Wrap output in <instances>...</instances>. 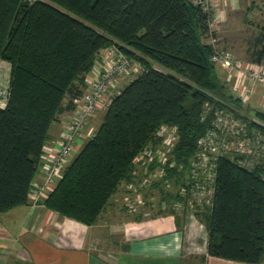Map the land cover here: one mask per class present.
Segmentation results:
<instances>
[{"label":"trees","instance_id":"1","mask_svg":"<svg viewBox=\"0 0 264 264\" xmlns=\"http://www.w3.org/2000/svg\"><path fill=\"white\" fill-rule=\"evenodd\" d=\"M208 17L192 0H0V62L11 63L9 94L0 106V213L30 201L52 124L75 108L73 99L88 89L86 76L101 50L115 43L142 68L113 95L95 134L64 168L44 200L49 209L90 225L126 184L143 181L138 157L162 145L158 131L164 125L178 135L163 166L165 179L178 189L189 184L182 175L217 110L231 111L264 131V124L252 119L261 120L264 111L252 113L231 92L228 98L246 110L236 112L214 97L226 94L204 40ZM263 37L256 41L253 61L263 60ZM161 191L164 200L180 196L178 190ZM199 218L207 223L210 255L262 262L264 163L245 168L222 157L212 205Z\"/></svg>","mask_w":264,"mask_h":264},{"label":"built area","instance_id":"2","mask_svg":"<svg viewBox=\"0 0 264 264\" xmlns=\"http://www.w3.org/2000/svg\"><path fill=\"white\" fill-rule=\"evenodd\" d=\"M192 1L209 14V32L206 34L205 40L212 47L211 61L221 65L227 72L229 78L227 81L232 84L234 95L245 102L253 99L255 87L259 85L264 88V62L242 59L232 51L221 47L218 31L225 13L218 7L219 0ZM129 65L130 60L125 58L122 62L105 61L102 64L98 61L95 64V68L98 70L96 78L91 81L83 94L73 99L75 108L66 110L60 116L65 127L64 138L50 156V161L45 168L44 181L40 183L33 181L32 183L29 197L33 204L44 203L50 192L58 185L63 177L64 168L76 154L79 139H87L95 134L96 129L91 124L92 119L100 111H105L111 104L113 95L120 91L111 92L110 80L126 72ZM141 68L142 66L137 63L132 70L137 71ZM262 104H264V98ZM207 115V110H205L203 118H206ZM252 119L257 123L264 124L255 116ZM158 136L162 139V145L157 150L150 148L138 157L141 160L139 168L142 172L144 171L143 181L139 183V186L126 184L124 188L125 195L122 198V205L130 213L140 211L149 215L148 207L151 205V201L144 197L149 186L151 187L155 181L161 182V179L165 182L167 191L172 185L171 180L165 179L167 171L163 169V166L168 161V151L178 138L177 131L172 126L164 125L158 131ZM222 157H227L245 168L263 164L264 131L257 126L250 127L246 120L231 111L217 110L211 127L198 141V149L189 170L187 180L189 184L181 185L178 191L176 190L180 196L174 199L173 203H167L165 200V204H168V207L174 212H182L186 209L189 219L200 221L199 213L207 206L212 205L216 167ZM156 161L159 164L150 170L151 164ZM171 165L173 166V163ZM161 204L166 206L163 202ZM146 208L147 210H145Z\"/></svg>","mask_w":264,"mask_h":264},{"label":"crops","instance_id":"3","mask_svg":"<svg viewBox=\"0 0 264 264\" xmlns=\"http://www.w3.org/2000/svg\"><path fill=\"white\" fill-rule=\"evenodd\" d=\"M218 2V7L225 13L222 23L244 7L245 14H251L253 7L248 6V0ZM1 63L6 68L2 72V79H10L11 63L7 60H2ZM217 66L223 69L221 65ZM97 73L98 70L94 67L87 74L88 87ZM224 79H229L227 74ZM260 93L262 94L255 87L256 101L260 98ZM245 105L251 108L252 113L256 112L250 103ZM97 116L92 119L91 124ZM64 132L65 127L59 117L50 128L35 182L44 181L45 168L51 154L63 140ZM86 140L79 139L76 152ZM123 210L126 211L124 208ZM150 217L153 218L129 220L128 223L133 225L126 232L128 240L125 247L116 256L106 257L90 247L92 228L89 224L60 215L44 203L35 205L29 201L0 213V264H253L210 255L209 233L200 221L186 216L178 218L176 213ZM257 264H264V259Z\"/></svg>","mask_w":264,"mask_h":264},{"label":"rangeland","instance_id":"4","mask_svg":"<svg viewBox=\"0 0 264 264\" xmlns=\"http://www.w3.org/2000/svg\"><path fill=\"white\" fill-rule=\"evenodd\" d=\"M248 1H249L248 6L250 5L253 6L251 14L248 15L245 14L244 9L246 7H244V9L241 8L235 13L234 16L231 17V19H228L226 22L222 23L221 28L218 31V34L220 36L221 47L232 51L236 56L242 59L253 60L251 56L255 48H257L256 41L258 40V38H260V36L262 35L264 36V0H256L254 2L253 0H248ZM262 46L263 45L261 44L260 46H258V48H261ZM123 58L130 60V65L128 66L126 72H123L110 80L109 86L112 93H114L115 91L116 92L119 91L126 83L134 79L140 73L141 69L137 71L136 70L133 71L132 69L137 65V63L140 65L143 63L138 61L137 58L125 53L124 50L122 49L121 44L118 45L116 43L102 49L97 60V62L99 61L103 64V62L105 61L122 62ZM262 61L264 62V57ZM214 65L216 66V71L220 78L218 87L220 88V91L226 94V96H221V94H215V96L213 94V96L217 100L219 99L221 100V102L227 104L230 108L231 107L234 108L236 112H240L238 110L241 111L246 110L245 107L243 106L244 104H242L241 101H238L232 97L228 98V96H230L231 93L232 94L235 93L233 92L232 84L230 83V85L227 86V82L224 79V76L227 74V72L224 70V68L219 69V67L217 66L218 64L214 63ZM4 69L6 68L3 67V64L1 63L0 64V106L1 107H4L6 105V98L8 96L9 83H10V79H8V77L2 79V72ZM95 78L96 77H93L91 80H94ZM233 82H235V80ZM256 88L257 91L262 92V94L260 93V98H258V100L256 101L253 97V99L247 100V103H250L251 107L255 111H264V104H262V100L264 98V88H262L259 85H257ZM104 114H105L104 110L100 111V113L97 116V119L92 123L94 129L99 128V126L103 121ZM262 119L264 120V117H262ZM188 176H189V171L188 173L184 172V174L182 175V180H188ZM153 179L155 178L153 177ZM149 180L152 179L149 178ZM160 181L161 182L159 183L160 185L159 187L156 188L151 185V187L149 186L148 190L145 189L147 190L145 193H148V196H146V198L144 197V199L151 201V205L148 207L149 216H144L143 213L140 211L133 213L124 211L122 207L123 206L122 198L123 195H125V193L123 194L118 193L114 195L109 200V202L106 203V205L104 206L102 211L98 214L96 219L90 223L92 231L90 234L89 244L92 250L99 252L106 257H114L126 245V242L128 240V238L126 237V232L133 225L131 223H128L129 220L142 219V217H145V219H150L153 218L150 216L172 213L170 211V207H168V204H165V202L167 201V203H171V202L173 203L174 201L173 199L172 200L167 199L166 201L164 200L166 198H163L161 189L162 188L166 189V183L163 182L161 179ZM170 190L174 192L178 190V187L172 184L170 186ZM168 195L169 193H167V198ZM162 202L167 207L161 204ZM119 208L122 209L120 210ZM176 215L177 217L180 218H183L184 216L188 218V213L187 211L184 210L182 212L181 211L176 212ZM199 220L202 222V224L200 222L199 224H201L203 228H205L206 230L207 223L205 219L204 220L199 219Z\"/></svg>","mask_w":264,"mask_h":264}]
</instances>
